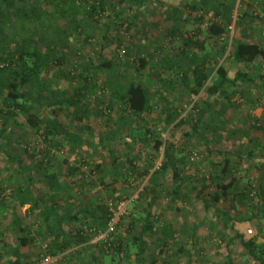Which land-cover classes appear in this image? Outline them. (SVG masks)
Wrapping results in <instances>:
<instances>
[{
    "label": "rangeland",
    "instance_id": "rangeland-1",
    "mask_svg": "<svg viewBox=\"0 0 264 264\" xmlns=\"http://www.w3.org/2000/svg\"><path fill=\"white\" fill-rule=\"evenodd\" d=\"M161 17L165 28L175 27L176 34L167 37L159 24ZM218 21L233 24L220 39L207 30L210 23ZM239 26L245 28L248 40L264 50V0H10L0 6V64L15 60L16 51L24 52L29 66L43 62L39 78L25 87H34L41 102L34 109H42L43 118L54 111L68 130L81 136L78 145H69L61 135L46 142L27 124H17V118L4 125L0 116V143L15 159L26 161L37 196L53 201L59 210L78 212L79 220L66 230L80 227L88 237L71 251L50 255L46 252L49 234L39 208L32 211L28 204L15 207L25 229L12 227L10 208L16 202L17 186L28 183L27 174L20 163L0 152V204L5 205L0 212V260L9 256L6 240L18 242L26 236L30 242L21 251L33 264H40L46 256L56 258L54 264H247L240 243L228 240L234 232L219 226L218 221L212 223L215 212H205L196 190L191 189L202 187V194H209L215 192L216 181L229 180L215 175L226 155L236 188L221 198V205L246 219L234 220L235 230L264 242V217L256 208L259 201L264 202L260 192L264 189V58L258 57L253 67L231 59ZM222 41L226 42L224 50L219 48ZM121 46L124 53L119 52ZM102 47L112 64L98 69L95 64ZM182 50L193 56L180 59ZM165 55L171 56L189 79V62L195 56V63L209 73L208 82L216 77L218 65L228 70L230 78L237 72L246 73L261 82L239 80L238 86L227 88L226 95L211 96L213 107L198 121L202 100L189 94L181 73L175 76L176 71L159 68L157 63ZM142 58L146 60L144 68L140 66ZM87 70L93 84L83 79ZM137 83L150 95L151 109L135 116L125 109L124 96L127 88ZM75 91L88 101L78 114L68 100ZM73 101L79 102L75 97ZM221 105L225 106L223 120L215 111ZM168 114L173 120L166 123ZM75 115L82 120L76 123ZM110 130H115L116 138L105 145L106 138L100 139ZM137 130L157 134L171 146L183 180V197L171 200L168 169L159 173L151 186L149 176L165 159L163 146L149 153L150 141H132ZM108 147L114 151V165ZM250 151L253 156L247 160L245 154ZM121 161L126 165H119ZM95 163H99L98 169ZM72 167L75 171L67 174ZM50 173L57 174V182L71 180L68 195L73 202L63 205V192L54 191L45 181ZM152 193L155 201L149 206ZM85 207L88 213L83 216L79 210ZM105 209L108 221L116 220L111 232L106 230L108 221L100 225ZM146 222L152 229L143 233L145 251L137 261L131 242ZM166 224L176 232L173 241L162 240ZM193 236L199 247L190 241ZM125 250L131 253L129 257Z\"/></svg>",
    "mask_w": 264,
    "mask_h": 264
},
{
    "label": "trees",
    "instance_id": "trees-1",
    "mask_svg": "<svg viewBox=\"0 0 264 264\" xmlns=\"http://www.w3.org/2000/svg\"><path fill=\"white\" fill-rule=\"evenodd\" d=\"M10 3V0H0V6L6 5ZM172 11L175 13L177 9H172ZM165 19L163 17L160 18L159 24L160 27L165 30L167 37H171L172 35L176 34L178 31L175 27L171 28H165L164 26ZM226 24L222 25L221 21L210 23L208 26V32L210 35L215 36L217 39L221 38V35H223L226 32ZM228 29V28H227ZM237 32L239 33V36L237 39H235L233 43V50L230 54L231 59L234 62H244L249 63L251 66H255L257 64L255 60H257L258 57L262 56L264 58V50L255 41H250L247 39L245 28L240 27L237 29ZM222 40V39H221ZM191 41V40H190ZM196 42L192 41V44H195ZM226 42H221L220 50H224ZM186 44H189V40H186ZM104 47L101 48L100 56L97 61L96 68H107L112 64V60L105 57V54L103 52ZM16 58L12 62L8 64H0V94H4L2 97V107H0V116L4 117V125L9 124L12 122L14 118H17L19 122L17 124H27L33 131L38 132L41 137L48 142L51 139L56 138L58 135H61L63 140L68 143L69 145H78L81 143V136L77 133L71 132L68 130L64 124L63 119L54 111L49 115L48 118H43L42 116V109L39 111H36L34 108V105H41V102L37 99V97L34 94V87L25 88L27 84H30L32 81L37 80L39 78L41 70L44 68V63L40 62L38 67L34 64L29 66L27 63L24 62V52L22 51H16ZM192 53V52H191ZM193 56V54H189L187 51L182 50L180 54V59L182 60H188L189 57ZM206 56H203L205 58ZM198 57H193L190 59L189 62V74L191 79L188 78L186 71L181 70L180 67L176 62L173 61L171 56H164L162 58L159 65L160 69H165L170 71L171 73L175 72V76L178 75V73H181L180 80L183 81L184 86L188 89L187 91L189 94L193 97L195 95H199L201 98V106L199 107L200 116L198 121H200V117L204 112H207L210 108L213 107L212 103L210 102L211 96L214 95H226V90L228 87L238 86V81H248L253 80L254 78H251L250 75L246 73H235V75L230 78L228 75V70L223 67L222 65H218L215 68L216 77L211 81L208 82V76L209 73H207L206 70H203L199 67V64L195 60H197ZM202 59V58H201ZM206 60V59H204ZM146 65V60L144 58L140 59V66L144 68ZM261 67V66H260ZM259 68V67H258ZM159 73V72H158ZM90 76V70H87V72H83V79L85 82L89 81L91 84H93V80ZM36 83V81H35ZM257 85H260L259 83H256ZM79 85V83H77ZM79 87H82L79 85ZM74 97L79 101L75 102L73 101ZM125 104L127 106L125 107L126 110H128L130 113H132L135 116H138L141 113L148 112L151 109V101H150V95L145 90V87L141 83L132 84L127 88L126 94H125ZM68 100L70 103L76 107V114L79 113L81 109H85L86 105L88 104V101L84 97H79V93L75 91L71 97H68ZM77 103H80L79 107L76 106ZM225 106L221 105L219 106L215 111H217L218 118L223 120V111ZM80 109V110H79ZM24 116V118H22ZM119 118L120 115L118 114ZM119 118H115L116 121H119ZM76 123L80 122L82 120V116L75 115ZM173 117L170 114L167 115L166 123L169 121H172ZM197 121V123H198ZM181 123V121L179 122ZM178 123V124H179ZM87 128V127H86ZM88 129V128H87ZM90 133H93V131H90ZM150 131L147 133V130L144 132H140V130H137V132L134 134V137H132V141H144V139L147 141H150V149L149 153H152V151H158L161 146H163V156L164 161L161 164V168L155 170L148 178L149 183L151 186H154V179L159 173H163L165 170L170 171V184L169 187V194L171 195V200H176L177 198L183 197V187H182V178H180V168L178 164V159L174 156L172 152V148L170 145H165V143L162 142L158 138L157 134L150 135ZM149 134V136H147ZM106 138V141H104L108 145L110 142L115 140V130H110L109 134H105L101 137L100 142H103V139ZM261 150H264V146L261 148ZM222 151V150H219ZM0 152H3L5 154V157H7L10 161L16 163H20L22 169L26 172L27 176V184L24 186L22 184H19L16 189V202L15 205L11 206L10 210L12 213V220H11V226L17 228L18 230H24V226L21 224V219L17 216L15 207L16 205L24 206L25 204H28V209H31L32 211H37L36 209L39 208L37 211L39 215L42 218L43 226L47 229L49 238L46 243V252L50 255H57L59 253L67 252L70 249L83 244L88 240V237L84 235L83 228H73L66 230V227H69V224L71 222H75L79 220L78 212H71L69 210H65V208H59L56 206V204L51 201L44 198H41L37 196L36 191L31 187L32 182L34 181L33 174L28 170L29 167L26 164L25 160L22 159H15L12 154L6 149L5 145L3 143H0ZM155 156V154L153 153ZM224 155V154H223ZM252 152H247L245 154V158L247 160L252 159ZM108 157L110 159L111 165L116 164V157L114 156V151L111 147H108ZM119 165H126L125 161L119 162ZM94 167L97 169L99 168V163H95ZM229 159L225 155L224 158L221 161L220 169L216 172L215 175L217 177L223 176L224 178H228L227 181H216L215 185V192L209 193V194H202L203 188L200 187L199 190L195 186H192V190L195 191V196L198 198V201L201 204L202 209L210 213L215 212L214 218L212 220V223H216V221L219 222V226H228L231 231L234 233L229 236L228 240L229 242L233 240H237L241 247H242V253L246 257L247 264H264V242H257L255 237H249L246 238L242 233L235 230L233 228V221H245L246 219L242 216H239L235 213H231L228 211H225L221 205V198L226 196L230 191L234 190L236 188V179L232 177L231 175V168H229ZM75 171V167L69 168L68 173H72ZM231 175V176H230ZM67 180V179H66ZM204 179H202L203 181ZM45 181L50 183L49 187L63 192V205L67 201H74V198L70 197L68 195V189L72 186L70 181H63L62 183L57 182V174L50 173L45 175ZM146 189V187H145ZM262 196L264 197V189L260 190ZM65 193V194H64ZM240 193V196H243L246 199H250L249 195L246 193ZM73 199V200H72ZM155 201V195L152 193V195L149 198L148 205L151 206ZM71 203V202H70ZM5 208V205L2 206L0 204V212ZM257 214L259 216L264 217V202H260L257 205ZM79 211L83 212V216H85L88 213V208H82ZM100 217L102 227L106 225L108 219H109V213L107 217V211L105 209L103 215ZM254 217V216H253ZM147 219V217H146ZM96 220V219H94ZM214 225V224H213ZM152 226L145 223L144 227L141 228V231L134 236L131 243L135 246V251L133 252V255L137 261H141L142 254L145 251V242L143 241V233L151 230ZM163 236L162 240L163 242H166L165 240H172L174 238L176 232L173 231L171 228V225L166 224V229H163ZM190 241L192 242L195 247H199L196 238L193 236V238H190ZM30 242V239L26 236H21L18 238V242L14 245L10 244L9 240H6L5 244L9 249L10 256L7 258H4L3 260H0V264H33L30 260H28L24 254L21 251L22 246H27ZM228 245V244H227ZM128 248V247H127ZM119 249H122L119 248ZM179 251H182V248L179 246L177 248ZM201 250V249H200ZM199 250V251H200ZM229 251V249L227 248ZM71 251V250H70ZM124 251V250H123ZM69 253V252H68ZM66 254V253H65ZM126 256H130L131 253L129 251L125 250L124 253ZM152 264V263H151Z\"/></svg>",
    "mask_w": 264,
    "mask_h": 264
},
{
    "label": "built area",
    "instance_id": "built-area-1",
    "mask_svg": "<svg viewBox=\"0 0 264 264\" xmlns=\"http://www.w3.org/2000/svg\"><path fill=\"white\" fill-rule=\"evenodd\" d=\"M227 27H228V29H232L233 24H230V25H228ZM119 52H120V53H124V52H125V48H124L123 46H121V47L119 48ZM120 209H121L120 206H118L117 210H120ZM117 216H118V212H117ZM117 216H116V218H117ZM115 223H116V220H114L113 218H111V219L108 221L107 229H106L107 232H111V231H113L114 226H115ZM55 257H57V256H55ZM55 259H56V258H52V257L46 256L45 258L41 259L40 264H54L53 261H54Z\"/></svg>",
    "mask_w": 264,
    "mask_h": 264
},
{
    "label": "crops",
    "instance_id": "crops-1",
    "mask_svg": "<svg viewBox=\"0 0 264 264\" xmlns=\"http://www.w3.org/2000/svg\"><path fill=\"white\" fill-rule=\"evenodd\" d=\"M242 81H243V80H242ZM249 82H254V83H259V84H260L261 81H258V80H256V79H253V80H251V81H249ZM256 110H258V109H256ZM256 110H255V111H256ZM255 111H254V112H255ZM260 111H261V110H260ZM15 243H17V242H14V241H11V242H10V244H12V245H14ZM10 253H11V252L8 253L9 256H10Z\"/></svg>",
    "mask_w": 264,
    "mask_h": 264
}]
</instances>
